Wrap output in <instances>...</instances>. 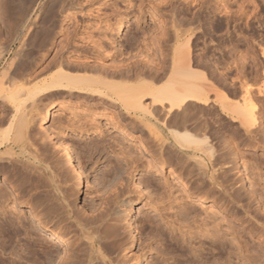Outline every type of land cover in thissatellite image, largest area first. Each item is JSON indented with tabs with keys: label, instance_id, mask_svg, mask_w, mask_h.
Segmentation results:
<instances>
[{
	"label": "rangeland",
	"instance_id": "374dc122",
	"mask_svg": "<svg viewBox=\"0 0 264 264\" xmlns=\"http://www.w3.org/2000/svg\"><path fill=\"white\" fill-rule=\"evenodd\" d=\"M174 1L0 0V69L11 65L17 75L21 72L16 85L26 76H36L34 81L49 78L59 60L80 67L76 72L81 74L121 81L125 78L119 74L129 71L139 74L131 79L134 83L157 82L155 78L162 83L171 70L160 65L166 51L158 50L155 41L171 25ZM176 1L193 10L200 0ZM219 2L214 32L207 34L198 26L190 41L207 100L204 93L200 100L168 113L164 123L149 114L143 123L114 97L88 90L37 100L36 111L52 108L51 119L41 127L33 122L28 145L25 140L24 150H17L18 164L6 177L0 172V264H87V227L94 226L108 206L123 211L101 238L103 253L112 264H264V0ZM22 5L25 16H20ZM33 20L36 27L25 37V26ZM246 97L254 103L249 113L255 118L250 113L252 122L245 126L230 111L234 102L244 103ZM222 99L233 103L229 111L222 109ZM144 101H151L150 96ZM0 107V116L13 113L7 101L1 100ZM168 129L204 133L208 138L209 145L204 140L207 146L202 141L200 147L212 149L208 148L209 157L202 154L206 160L202 163L209 162L213 174L208 187L216 196L218 212H210L211 206L199 209L187 197L183 183L205 180L201 169L207 167L201 163L200 169L198 157L173 144L175 137ZM160 131L169 134L164 147L158 146ZM63 144L71 149L74 162L66 160ZM24 161L36 165L41 178L34 174L27 181L25 173L18 175L23 171L17 166ZM43 164L51 167L67 194L70 213L53 193ZM171 169L178 178L169 173ZM36 193L41 204L29 195ZM128 199L131 206L121 205ZM35 216L43 217L68 243L51 239ZM97 262L90 264H107Z\"/></svg>",
	"mask_w": 264,
	"mask_h": 264
},
{
	"label": "bare ground",
	"instance_id": "6f19581e",
	"mask_svg": "<svg viewBox=\"0 0 264 264\" xmlns=\"http://www.w3.org/2000/svg\"><path fill=\"white\" fill-rule=\"evenodd\" d=\"M197 1H199V0H197ZM219 3H220L219 0H200L197 4H195L194 7L192 6L193 10L188 9L186 7H182V6H180V4L178 5L176 0L172 3L171 10L174 12V16L171 20V25L169 28L162 30L159 38L156 39V41H155V45H156V48L158 50L161 51L162 48H165V51H166V54L163 55V57L161 59H159V62L161 63L160 65L166 66L167 68H170L169 70H171L170 75L168 74V77L162 83L158 82L159 78H155V81H157V82H148V81H143V80L140 81L139 80V82L134 83L131 81V79L134 77H138L139 74H136L134 72L130 73L129 71L119 74V77L123 76L125 78L121 81L114 80V79H106L104 77L88 75L85 73L81 74V73L76 72V70L80 69V67L71 65L70 63L65 64V63H63V61L59 60V61H57L59 63L58 69L55 72H53V74L49 78H43V80H40V81H36V79H35V81H34V78L36 76L32 77V78L30 76V78H29L28 76L25 75L26 76L25 79L23 78L25 76H23V77L21 76L23 78L22 80H25V81H23V82L21 81V83H19L20 85H16L17 84L16 80H18V79L16 77V75H17L16 71L15 72L13 71V70H15V68H12L13 69L12 70L11 65H9L7 67L5 66L3 68V70L0 69V101L1 100L7 101L10 104V106H12L11 111H13V113H11V114L8 112L9 115L6 113L7 112L6 111L5 113L7 115L4 114L3 116L2 115L0 116V172L3 173V175H5V173L7 174V172L10 170L11 167L12 168L16 167V164H18L19 161L16 158V156L18 155L17 150H20V151L24 150L22 148V147H24V146H22V144H24L23 142L25 140H26V143L28 142L27 141L28 136L30 133H32V131L34 129L33 128V122L36 121L38 123V125L41 127L45 122H47L48 120L51 119L52 108H47L43 112H40V111L37 112L36 110H38V109H35V107H37L36 102H37V100H39L42 97V95L53 96V94L54 95L55 94H61L64 91H68V90H88L91 92H98L101 94H105L109 97H114L115 100L120 102L121 106L126 110V112H128V113L133 112L134 114L131 113L132 115H139L140 119L143 123H144V121L149 120V117L147 116V114H149L150 116L156 117L159 121L164 123V121L167 120L168 113H170V112L172 113L175 110H179V109H181V107L183 109V107L186 105V103H189V101L200 100L204 93H205V97H206V91L204 92L203 87H202L203 83L202 84H201V82L199 83L200 78L198 79V76L199 75L201 76V74L197 75L198 71L196 72V70L194 69V65L196 63V60L194 58L195 54H193L194 50L191 48L192 45L190 44V41H191V36L194 33V29L196 27L198 28V26L201 27L202 30L204 32H206L207 34H212L214 32L212 21L214 20L215 15H217V13L221 11ZM254 3L256 4V2H254ZM225 4H226V2H225ZM30 7H31V5H30ZM192 7H190V8H192ZM27 8H29V6ZM256 9H258V8H256ZM187 10H189V12ZM26 11H27L26 8L23 6L21 9L20 16H22V15L25 16ZM186 11L190 14L189 17H186V15H185ZM226 11H228V10H226ZM253 11H254V9H253ZM258 11H259V9H258ZM241 14H243V13H241ZM245 14L246 13H244L243 15H245ZM36 24H37L36 21L33 20L30 23V25L28 24L27 26H25L26 27L25 28L26 33L22 32V33H24L22 35H24L25 37H26V35H29L28 33H30L32 27H36ZM22 31H24V30H22ZM19 32H21V31H19ZM210 40L212 41V39H210ZM21 42H23V40H21ZM15 54L16 55L19 54V51H17ZM16 55H14V56H16ZM196 58H198V57H196ZM210 61L212 62V60H210ZM199 62H200V60H199ZM197 64H198V62H197ZM199 65H200V63H199ZM14 73H15V75H14ZM19 74L17 75L18 77H19ZM21 75H24V74H21ZM112 78H114V77H112ZM201 79H200V81H202V82L205 81V80H203V79L201 80ZM32 81H34V82L31 83ZM206 82L208 83L207 80H206ZM148 96H150L151 101L145 102L144 100L147 99ZM246 96L248 97L249 95H246ZM247 97H246V100H247ZM203 99L207 100V97L203 98ZM244 100H245V97H244ZM248 100H249V97H248ZM248 100L245 101L246 103L240 102L241 104L238 103V105L235 104L236 102H234V105L232 108H231V105L233 103L230 104V102H228L230 104L229 105L228 103H225L227 101H223V99L220 102V104L222 105L225 103L224 105H222L223 107L221 106L222 109L224 108L225 110L229 111L231 108L232 109L230 111L231 113L236 112L239 115L238 117H241V120L243 121V122L241 121V124L244 123L243 125H245L247 123V121L252 122L251 118L254 117L253 116L254 114L252 112H250V113H252V117L250 118L249 111H251L253 109L252 108L253 102L251 103V100L250 101H248ZM248 102L251 103L250 106H249ZM1 104H2V106H1L2 109L7 108V107H5V104H3V103H1ZM224 106H226V107H224ZM228 106H230V107H228ZM34 109L36 111L35 113L33 112ZM236 109H237V111H236ZM232 111H234V112H232ZM247 115H248V117H247ZM175 116H174V118H175ZM177 116H176V118H177ZM243 116L247 118V119L245 118L246 122H245ZM178 117H180V116H178ZM185 117H187V116H184V119H183V115H182L181 119L185 120L186 119ZM181 119H179V120H181ZM183 120H182V122H183ZM187 120H188V118H187ZM5 122H6V125H5V127L2 128L1 125L4 124ZM206 122L207 121H205L204 123H206ZM215 123H217V122H215ZM249 123H247V124H249ZM183 124H184V122H183ZM169 128H172V127H169ZM186 128H184V129H186ZM206 128L207 127H205V130H207ZM182 129H171L172 132L168 129L170 131L169 132L170 135L172 134L171 136L175 137V138H172L173 140L175 139L174 140L175 142L173 141L174 142L173 144H176V145H179V147L181 146V147L185 148L187 150V152L188 151L191 152V154H193V156L191 155L192 157H194V158L198 157V158H196L197 159L196 161H198L200 164L196 161L195 162L198 163L199 166L202 164L206 165L207 169L206 168L201 169L203 165L200 166V169L202 172H203V170H205V173L204 172L203 173L205 174L206 179L209 180V181H207L206 179L204 180V177H203V179L200 177L202 180L200 179L201 181L199 180L200 181L199 183H197V181H194V179H191V180L189 179L187 181V183H183L184 187H185L184 190L187 193V197L196 201L197 203L195 204V206L198 205L199 209H202L203 206H211L210 212H212V213L218 212V209H215L216 203H215L214 197H216V196L212 195L213 193L211 194L212 189L208 187V184L213 183V174H212V172L209 171V168H210L209 162L208 163H202V161H204V162L206 161L204 159V157H202V154H205L203 156H206V155L208 156V154H207L209 151L208 148L212 149V147H210L212 145L207 147V150L202 149L200 147V144L202 145L203 144L202 141L205 142V141H207L205 139H208L207 137H205V135H203L204 133H202V136H201V134L199 136V133H198V135H196V133H193L190 131V133L195 134V136L193 137L192 134H190L188 132L189 130L186 131L187 130L186 129V130L182 131ZM198 129H197V131H198ZM219 129H217V131ZM200 130H202V128ZM205 130H203V132ZM217 131H215V132H217ZM37 132H39V130H37ZM121 132H123V131H121ZM199 132L201 133V131H199ZM220 133H222V132H220ZM164 134L162 131H160V134L158 136V142H159L158 146L159 147H164L165 142L168 140V138H166V136H168L169 134L166 136ZM196 136H197V138H196ZM198 136L203 138V139H199V142L197 140L199 138ZM219 136H220V134L218 135V137ZM169 139H170V137H169ZM207 144H208V141H207ZM26 145H28V143ZM204 145L207 146L206 142L202 146H204ZM33 151H35V150H33ZM63 152H64L66 160L68 162H74L72 151L67 144H63ZM160 153L163 154V151H161ZM33 154L35 155L34 152H33ZM198 154H200V155H198ZM212 154H213V152H212ZM210 157H211V155H210ZM34 158H35V156L32 158L33 160L31 159L32 162H34ZM207 159L210 160V158H207ZM24 162H26V161H24ZM22 164L17 166V168H21V170L23 171V172H20V174H18V175L25 173V175L27 177V179H26L27 181L32 180V175H34V174H35L34 176H36V174H39L37 176H39V178H41V174H40L39 170H38L39 173H35L36 172L35 170H37L36 165L33 166V164H32V166H30L29 165L30 163L27 164V162H26V164L25 163H22ZM168 164H170V163H168ZM159 167L162 169L163 166L160 165ZM50 168L51 167L48 168L47 166H45L43 164V169L51 175V187H52L53 193L56 195V197H58V199L61 202V205H63V207H65L66 210L68 211V213H70L69 210L71 209V207H70V204H69L68 199H67V194L62 190V188H60V185H58L56 180L53 178V173H52L53 170H51ZM78 168L81 169V166ZM13 170H11V171H13ZM169 173H171V175L173 177L178 178L177 176H175V173L172 171V169L169 170ZM4 177H6V175ZM190 178H192V177H190ZM4 179H6V178H4ZM198 179H199V177H198ZM79 181H80V185H82V187H84V181L81 180V176L79 177ZM11 194H14L15 197H17L13 191H11ZM29 195H30V197H32L35 200V202H37V203L39 202L41 204L42 200L40 199L41 195L39 193H36L35 195L34 194H29ZM85 195H86V193H85ZM1 197H2V195H1ZM4 197H6V196H4ZM45 200L43 201V204H44ZM131 204H132V201L130 199H128L126 201L125 200L121 201V205L131 206ZM195 206L193 208H195ZM199 209H197V210H199ZM122 212L123 211H121L118 207L117 208H111L108 206L98 214V218L96 219V221H94L95 223H93L94 226H88L87 227V238L89 239L88 246L86 249L87 264H90V262H92V261H95L96 263H98L97 261H99V263L101 261V262H104L107 264H112L110 258L103 253L104 244L102 243L101 238H102V235L106 231H110L111 229H113L115 227V225L118 221L117 218H118V216L121 215ZM192 216H194V215H192ZM34 219H35V221H37V224L40 225L41 230L48 232L51 239L56 240L57 243H65V244L68 243V240L60 232L56 231L55 229H52L51 227H48V225L45 224V221H44L45 219L43 217L35 216ZM202 225H203V223L201 224V226ZM197 232H196V234H197ZM193 233H195V232H193ZM190 235H192V234H190ZM224 240L226 241V239H224ZM190 242H192V241H190ZM222 242L224 243V241H222ZM227 245H229V244H227ZM221 246H223V245H221ZM228 250H230V249L228 248Z\"/></svg>",
	"mask_w": 264,
	"mask_h": 264
}]
</instances>
